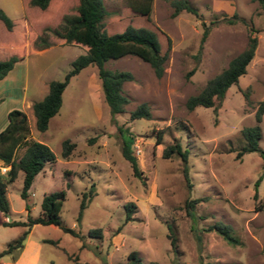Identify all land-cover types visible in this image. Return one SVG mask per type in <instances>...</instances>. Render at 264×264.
Instances as JSON below:
<instances>
[{"label": "rangeland", "instance_id": "1", "mask_svg": "<svg viewBox=\"0 0 264 264\" xmlns=\"http://www.w3.org/2000/svg\"><path fill=\"white\" fill-rule=\"evenodd\" d=\"M188 1L197 14L180 9L171 15L170 0L151 2V20L170 39L160 76L134 55L103 62L107 68L126 69L132 74L122 83L121 91L128 101L120 113L110 114L96 66L88 64L68 79L58 110L49 117L46 128H35L31 104L24 107L22 102L39 99L49 79L63 77L70 60L83 51L78 45L56 43L33 49L7 71L12 85L24 76L25 89L20 102L8 83L0 84V116L7 108L22 109L29 125L28 140L44 142L54 160L44 163L30 183L28 210L19 195L22 172L17 171L7 185L9 209L5 219L37 215L42 195L63 187L65 198L59 219L81 236L55 224L33 223L21 246L0 255V264L21 263L35 251L34 264H72L73 257L89 264H129L127 254L132 250L141 263L264 264V163L257 150L236 155L244 141L239 129L254 123L255 106L264 99V1ZM103 2L108 18L129 11L127 0ZM74 5L75 0H60L58 12L49 22L38 24L32 37L43 26H57L63 14L74 12ZM0 8L14 20L10 32L0 24L3 58L22 50L13 48L24 40L21 16L24 10L35 7L29 6L28 0H0ZM203 27L206 33L201 38ZM46 32L49 39L54 38ZM248 34H255L257 42L245 71L228 85L221 99H214L213 106L198 104L188 110L184 105L187 95L224 67L245 46ZM247 87L249 102L242 94ZM139 102L147 104L148 118L129 117V110ZM259 126L257 144L264 149V112ZM125 127L134 135L131 147L140 177L133 174L121 154ZM63 138L74 142L67 158L60 156ZM174 140L187 149L185 161L175 155L161 156L162 147ZM259 174L253 198V183ZM89 188L93 193L85 198L76 219L81 193ZM197 197L200 199L191 208L184 205L185 199ZM128 201L133 206L125 219L123 203ZM214 220L228 224L237 242L228 243L208 229ZM91 227H100L101 235L87 236ZM23 228L20 224L0 223V250ZM169 230L176 238L174 249L167 237Z\"/></svg>", "mask_w": 264, "mask_h": 264}, {"label": "trees", "instance_id": "2", "mask_svg": "<svg viewBox=\"0 0 264 264\" xmlns=\"http://www.w3.org/2000/svg\"><path fill=\"white\" fill-rule=\"evenodd\" d=\"M151 2L152 0H127L129 7L127 13L108 18V11L103 0H75L74 12L63 14L57 26H43L41 31L32 37L38 24L49 22L58 12L60 0H28L29 6L35 8H31L30 11H23L21 19L23 22L24 40L22 43L20 42L21 44L13 46L14 49L22 47V50L0 58V78L12 67L18 58L33 52V49L45 48L56 43L75 44L83 49L82 52L70 60V66L64 72L63 77L61 79H49L46 92L31 103L36 129L44 130L46 128L49 117L58 110L61 103L63 87L70 76L76 74L83 66L88 64L96 66V74L99 79L103 101L108 106L111 115L124 111L128 97L121 91V87L124 81L132 78V74L126 69L105 67L103 65L105 60L118 58L123 55H134L146 61L156 76L161 75L163 63L168 56L170 39L151 20ZM170 5L172 6L171 15H175L180 9L197 14L196 7L188 0H170ZM0 24L8 32L14 29V20L1 8ZM202 24L204 25V21H202ZM250 30L254 31L252 28ZM46 31L51 32L54 38L49 39ZM205 33L206 28L203 27L201 38L204 37ZM256 42V35L248 34L245 46L230 57L224 67L208 77L196 92L187 95L184 100L185 107L191 110L198 104L213 106L214 99H221L228 85L236 82L238 75L245 71V66L253 55ZM23 44L25 45L22 46ZM247 91L248 87L242 89V94L245 101L249 102ZM263 112L264 99H260L253 112L254 123L244 125L239 129L244 141L236 152V155H240L243 151L257 150L262 157V163H264V149L258 146L257 139L260 136L259 121ZM149 115V109L145 102H139L129 110L130 118H148ZM6 118V124L0 129V161L1 165L6 167L4 171L0 170V212L4 216L7 215L9 209L6 198L7 185L14 179L17 171L21 170L22 172L19 195L25 199L24 207L28 210L30 183L44 163L54 160L53 152L44 142L35 139L28 140L29 125L27 115L22 109H9L6 113ZM133 139L134 135L125 127L122 132L121 154L128 160L133 174L140 177L141 171L131 147ZM156 139V142H159L158 136ZM73 146V141L69 138H63L60 143V156L67 158ZM18 148H21L20 152H16ZM173 155L178 156L183 161L186 160L187 149L178 140L165 144L161 149V156L169 157ZM182 170L184 177L187 178L185 167ZM260 178L261 174L254 179L253 198L257 195L256 186ZM92 193L90 188L81 193L76 219L79 218L84 207L85 198L91 196ZM64 198L65 189L60 187L42 195L40 210L37 215L30 216L27 214L25 219L2 220L1 224H20L24 228L14 238L6 242L5 247L0 250V255L21 246L33 223L55 224L61 230L80 237L81 234H77L73 227L63 224L59 219L58 212ZM198 199L200 198L185 199L184 205L187 208H191ZM132 206L133 203L130 201L123 203L125 219L130 217ZM207 228L215 230L228 243L234 244L238 240L232 233L230 226L220 220H214ZM100 231V227H91L87 229L86 235L100 236ZM167 237L170 246L174 249L176 247V238L173 232L169 230ZM48 240L52 243L56 242L53 239ZM127 259L129 264H160L156 260L141 263L134 250L128 252ZM72 260V264H89L87 261L78 260L77 257H73ZM215 264L238 263L216 262Z\"/></svg>", "mask_w": 264, "mask_h": 264}, {"label": "crops", "instance_id": "3", "mask_svg": "<svg viewBox=\"0 0 264 264\" xmlns=\"http://www.w3.org/2000/svg\"><path fill=\"white\" fill-rule=\"evenodd\" d=\"M11 70V68L8 70V72ZM8 72H6L5 74H4V76H2L1 78H0V84H5V85H7L6 83H8V85H10V90H14L16 93H17V95H18V98L20 99V102H22V100L21 99H23V94H24V86H25V84H24V76H22V79H20V81H18L17 82V84H14V85H12V81H9L8 80ZM16 81V80H15ZM41 88V87H40ZM23 104L22 105H25L24 107H29L30 106V102L28 101V100H24L23 102H22ZM9 109H11V108H7L4 112H2V115L0 116V129L6 124V121H7V118H6V113H7V111L9 110ZM4 113V114H3ZM20 149L21 148H18L17 150H16V152H18V150L20 151ZM2 165H1V161H0V167H1ZM1 213V212H0ZM5 219V216L1 213V216H0V223H1V221L2 220H4ZM36 252L37 251H35V252H33L32 254H31V257L30 258H28V259H25L24 261H22L21 263H20V261L19 260H17V262H18V264H34V262H35V259H36V257H37V255H36ZM12 264V263H11ZM16 264V263H15Z\"/></svg>", "mask_w": 264, "mask_h": 264}, {"label": "built area", "instance_id": "4", "mask_svg": "<svg viewBox=\"0 0 264 264\" xmlns=\"http://www.w3.org/2000/svg\"><path fill=\"white\" fill-rule=\"evenodd\" d=\"M135 150H136V152H137L139 149H138V148H136ZM5 168H6L5 166H1V167H0V170H1V171H4V170H5Z\"/></svg>", "mask_w": 264, "mask_h": 264}]
</instances>
